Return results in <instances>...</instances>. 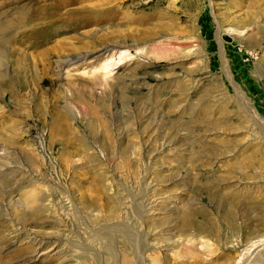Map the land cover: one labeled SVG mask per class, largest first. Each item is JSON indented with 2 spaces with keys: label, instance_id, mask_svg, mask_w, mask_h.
Segmentation results:
<instances>
[{
  "label": "rangeland",
  "instance_id": "obj_1",
  "mask_svg": "<svg viewBox=\"0 0 264 264\" xmlns=\"http://www.w3.org/2000/svg\"><path fill=\"white\" fill-rule=\"evenodd\" d=\"M28 3L1 67L0 264H264V0Z\"/></svg>",
  "mask_w": 264,
  "mask_h": 264
},
{
  "label": "bare ground",
  "instance_id": "obj_2",
  "mask_svg": "<svg viewBox=\"0 0 264 264\" xmlns=\"http://www.w3.org/2000/svg\"><path fill=\"white\" fill-rule=\"evenodd\" d=\"M15 1V5L14 7H9V9L6 11H2L0 13V86L1 84L3 83V77H5L7 75V69L3 68L1 69L3 63H5V61L7 60L8 56H9V53H13L11 52L10 50V47L12 45V35L11 33H16L15 31L12 32L13 30L11 28H13L14 26L16 27V25H14L13 27H11V18L13 17V19L16 20V18H14V16H16L17 18H20L22 19L24 17V20L26 19V15L27 14V8L26 7H21V9L18 7V4L20 3H25V6L29 5V0H10L11 4H13V2ZM93 1L94 3H92L93 5H95V8L92 7L91 9H97L98 7H104V3L106 4V2H109V1H114V0H91ZM0 4H3L0 3ZM2 7V6H1ZM30 7V6H29ZM29 10V9H28ZM1 11V10H0ZM28 15V14H27ZM23 16V17H22ZM22 17V18H21ZM6 18V20H5ZM12 19V20H13ZM23 20V21H24ZM18 22L20 21L19 19L17 20ZM28 22V21H27ZM17 23V22H16ZM22 27H23V24H20ZM25 25V24H24ZM18 28V27H17ZM16 28V29H17ZM21 30V29H19ZM15 35V34H14ZM16 36V35H15ZM12 38V39H11ZM114 43V42H113ZM92 44V43H91ZM95 44V43H93ZM96 47H97V50L98 52H100L101 54L98 56V58H101V61L103 62L102 64V69L105 71H108V69L116 66V65H119V63H121V61H123V57L124 55L126 56L125 53H123L124 55L122 56H119V58L117 59H113L114 56H115V53L118 52V49L121 47L120 45H117V44H113L112 46L110 45H103V44H95ZM94 45V46H95ZM92 46V45H91ZM90 46V47H91ZM89 46H87L88 48ZM85 50V47L83 48ZM74 50H79V49H75ZM16 51V50H15ZM14 51V52H15ZM17 52V51H16ZM15 52V53H16ZM19 53V51H18ZM82 55L81 57L84 59L86 58V56L88 55V53H79V54H75L74 56H79V55ZM19 56V54H18ZM17 57V56H16ZM17 59V58H16ZM125 59V57H124ZM67 59H65L66 61ZM64 61V62H65ZM91 61V59L89 60ZM64 62H60V64H64ZM93 63V62H92ZM71 66V65H70ZM69 66V67H70ZM69 69V68H68ZM67 69V71H68ZM101 69V70H102ZM102 70V71H103ZM66 71V72H67ZM48 239V238H47ZM55 241H57V238H54ZM40 245V244H39ZM56 247V246H55ZM42 254H39L37 253L34 258V263L37 262L40 258H41ZM83 263H87V260L86 259H83ZM120 264H129L128 261H125L123 263H120Z\"/></svg>",
  "mask_w": 264,
  "mask_h": 264
},
{
  "label": "water",
  "instance_id": "obj_3",
  "mask_svg": "<svg viewBox=\"0 0 264 264\" xmlns=\"http://www.w3.org/2000/svg\"><path fill=\"white\" fill-rule=\"evenodd\" d=\"M221 40L223 42H227V43L231 42V38L229 36H227L226 34L221 35Z\"/></svg>",
  "mask_w": 264,
  "mask_h": 264
}]
</instances>
